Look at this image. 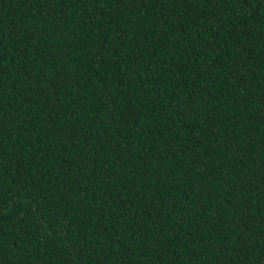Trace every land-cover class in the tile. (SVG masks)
<instances>
[{
    "label": "trees",
    "instance_id": "16d2710c",
    "mask_svg": "<svg viewBox=\"0 0 264 264\" xmlns=\"http://www.w3.org/2000/svg\"><path fill=\"white\" fill-rule=\"evenodd\" d=\"M0 264H264V0H0Z\"/></svg>",
    "mask_w": 264,
    "mask_h": 264
}]
</instances>
